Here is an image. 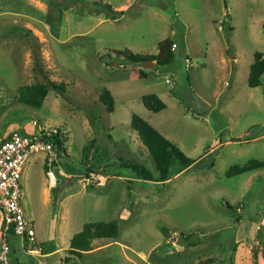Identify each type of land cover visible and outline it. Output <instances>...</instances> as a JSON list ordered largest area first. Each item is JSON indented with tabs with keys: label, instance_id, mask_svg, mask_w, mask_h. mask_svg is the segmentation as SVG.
<instances>
[{
	"label": "rangeland",
	"instance_id": "1",
	"mask_svg": "<svg viewBox=\"0 0 264 264\" xmlns=\"http://www.w3.org/2000/svg\"><path fill=\"white\" fill-rule=\"evenodd\" d=\"M166 39L175 61L131 79L141 66L117 51L153 55ZM258 52L264 0H0V137L38 134L39 121L65 131L67 150L54 177L43 151L25 167L23 206L37 236L25 248L10 236L7 263L0 228V264H264V167L227 175L264 161V75L249 85ZM51 80L66 92L50 85L41 108L20 102V87ZM106 89L114 112L100 100ZM152 93L166 110L145 107ZM134 114L198 163L184 168L174 156L160 181ZM114 220L118 238L70 253L87 223Z\"/></svg>",
	"mask_w": 264,
	"mask_h": 264
},
{
	"label": "trees",
	"instance_id": "2",
	"mask_svg": "<svg viewBox=\"0 0 264 264\" xmlns=\"http://www.w3.org/2000/svg\"><path fill=\"white\" fill-rule=\"evenodd\" d=\"M175 42L170 39H166L160 44V50L157 54H141L135 53L129 49L117 51L118 56L123 58L130 63L140 65V69H134L131 73V79H142L147 77L150 73L155 71V68H146L144 63L146 61L156 62V66H164L172 64L176 59V48L174 49ZM143 66V67H142ZM264 75V53L258 52L255 54V60L250 67L249 85L251 87H258L262 83V77ZM52 89L66 92L67 84L50 81L49 83H38L35 85H25L20 87L19 100L21 103L36 108H41ZM101 102L108 107L109 112H114L116 109V101L112 91L106 89L101 94ZM145 107L155 113H159L167 109L166 102L156 93L147 94L143 97ZM49 125V124H48ZM58 133L53 135H46L45 139L47 142L53 144L56 152L62 156L67 154L65 148L66 134L59 126ZM132 128L138 133L143 144L149 149L151 155L156 163V168L160 174V181H166L169 179L170 174V162L171 159L176 156L178 157L180 164L184 168L192 167L198 163L197 159L187 156L184 151L173 141L163 135L158 129H156L150 122L145 120L138 114H134L132 118ZM27 134V133H26ZM59 162L55 163L57 167ZM47 172L51 169L46 163ZM132 169L137 173L139 178L148 180L154 179V175L150 172L145 165L132 164ZM264 167V161L253 159L247 164L239 166H232L228 171V176H235L243 174L256 169H262ZM13 235V232L11 231ZM119 237V222L117 220L110 222H93L87 223L83 231L77 233L71 240L70 253L82 255L85 252L93 250V242L96 239L108 238L116 239ZM30 240L26 239V243ZM13 250L9 253V260L11 261L10 255L12 256ZM15 264H21L19 260L12 258Z\"/></svg>",
	"mask_w": 264,
	"mask_h": 264
},
{
	"label": "built area",
	"instance_id": "3",
	"mask_svg": "<svg viewBox=\"0 0 264 264\" xmlns=\"http://www.w3.org/2000/svg\"><path fill=\"white\" fill-rule=\"evenodd\" d=\"M177 45L174 44V49ZM188 69L190 61L187 60ZM167 82L175 84V75L167 78ZM39 133L30 135L15 131L7 137H0V228L5 236L3 260L9 261V237H19L26 246V239L34 241L37 232L33 225V219L29 218L23 206L22 177L24 169L31 158L45 152L47 162L51 168L50 174L54 177L53 168L59 162L60 154L55 151L52 143L46 141V135H53L59 130L53 125H44L39 121ZM46 161V160H45ZM13 232V235L11 234ZM34 254L40 253L38 248L32 250Z\"/></svg>",
	"mask_w": 264,
	"mask_h": 264
},
{
	"label": "water",
	"instance_id": "4",
	"mask_svg": "<svg viewBox=\"0 0 264 264\" xmlns=\"http://www.w3.org/2000/svg\"><path fill=\"white\" fill-rule=\"evenodd\" d=\"M144 65H145L146 68H155L156 67V62H154V61H146L144 63ZM227 205L230 206L228 202H227Z\"/></svg>",
	"mask_w": 264,
	"mask_h": 264
},
{
	"label": "crops",
	"instance_id": "5",
	"mask_svg": "<svg viewBox=\"0 0 264 264\" xmlns=\"http://www.w3.org/2000/svg\"><path fill=\"white\" fill-rule=\"evenodd\" d=\"M120 8H121V9H124V8H126V7L123 5V6H121ZM175 44H176V43H175ZM113 95H114V94H113ZM157 95H159L162 99H163V97H164V96H163L162 94H160V93H157ZM197 160H199V159H197ZM188 168H189V167H188ZM91 174H93V173H91ZM92 176H93V175H92ZM92 176H91V177H92ZM47 191H49V190L46 189V190H45V193H47Z\"/></svg>",
	"mask_w": 264,
	"mask_h": 264
}]
</instances>
